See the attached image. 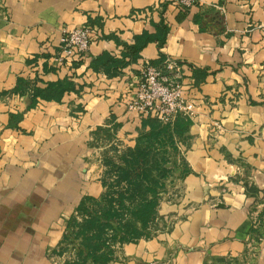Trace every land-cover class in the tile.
Masks as SVG:
<instances>
[{
  "label": "crops",
  "instance_id": "1",
  "mask_svg": "<svg viewBox=\"0 0 264 264\" xmlns=\"http://www.w3.org/2000/svg\"><path fill=\"white\" fill-rule=\"evenodd\" d=\"M162 24L164 43L148 41L117 73L92 66ZM82 25L96 40L76 64L60 63L64 29ZM161 53L183 63L193 104L178 142L189 171L164 210L169 228L121 243L109 264H264V0H0V264L75 255L59 251L67 219L104 190L105 148L135 143L144 117L125 101ZM65 76L74 89L58 101L30 104L31 92L14 89L17 77Z\"/></svg>",
  "mask_w": 264,
  "mask_h": 264
},
{
  "label": "trees",
  "instance_id": "2",
  "mask_svg": "<svg viewBox=\"0 0 264 264\" xmlns=\"http://www.w3.org/2000/svg\"><path fill=\"white\" fill-rule=\"evenodd\" d=\"M166 32V24H162L153 34L143 30L134 36L133 43L125 45L120 57L102 52L93 58L91 64L94 69L101 68L106 74H115L122 66L136 59L148 41L156 40L161 46ZM164 57L161 53L160 60L151 64L161 65ZM79 61L80 59L73 60L75 64ZM159 62L161 63L158 64ZM193 69L194 74L197 73V68ZM14 89L31 92L30 104H34L37 97L60 100L65 91L74 89V82L65 76L40 85L35 80L17 77ZM190 122V116L181 112L170 122H162L149 115L142 119V127L135 143L122 150L120 162L116 163L111 159L107 161L116 172L117 181L127 182L126 187L113 190L112 185H107L106 180H103L106 188L99 198L85 195L76 206V212L84 216V221L78 226L75 221L76 212L68 217L59 251L69 249V246L74 247L75 257L67 260L66 264H107L112 252L108 240L132 241L151 234L149 224L157 217L158 187H164V182L158 180L153 169L164 175L167 155L172 152L179 154L178 142L184 138ZM156 153H160V157ZM151 157L153 164L155 163L154 168L146 166ZM180 158L181 177L189 169L182 156Z\"/></svg>",
  "mask_w": 264,
  "mask_h": 264
},
{
  "label": "built area",
  "instance_id": "3",
  "mask_svg": "<svg viewBox=\"0 0 264 264\" xmlns=\"http://www.w3.org/2000/svg\"><path fill=\"white\" fill-rule=\"evenodd\" d=\"M196 0H176L186 8ZM98 34L90 25L64 29L60 38L57 60H78L94 42ZM182 62L165 56L161 65L146 64L138 77L131 96L125 101L127 110L140 117L155 116L162 122H170L177 113L190 114L193 104L184 94L181 78Z\"/></svg>",
  "mask_w": 264,
  "mask_h": 264
},
{
  "label": "rangeland",
  "instance_id": "4",
  "mask_svg": "<svg viewBox=\"0 0 264 264\" xmlns=\"http://www.w3.org/2000/svg\"><path fill=\"white\" fill-rule=\"evenodd\" d=\"M140 130L141 128L138 130L137 135L139 134ZM126 146L127 145L125 146L123 145V147H120L118 143L111 142L108 145V147L105 148L106 151L101 154L100 163L102 166V170L100 172V180L102 182V185L104 186V190L106 186L103 184L104 183L103 180H106L107 185L108 183H110L112 185L111 189L113 190H116L117 188L124 189L126 187L127 182L124 180H121L120 182H118L116 178V172L113 171L111 169V165L107 163V161L110 159L116 163L120 162V154ZM178 150H179V154L176 152H172L167 155V159L165 160V163H164V168H165L164 175H162L161 171L158 173L155 169H153V172L157 174L156 177L158 178V180L164 182V187L162 188L158 187L159 192L157 195V217L149 224V228L151 229L150 235L154 234L156 231H159V230H167L169 226L172 224V221L174 220L172 215H170L169 213H166V211L164 210L167 209L166 207L175 203L180 198V191L178 190L179 187L175 185V180L180 177L179 176V167H180L179 163L181 160L180 156H182L181 147L178 148ZM156 154H158V157H160L161 155L160 153H156ZM147 161L148 162H146L147 164L146 166H150L151 168H154L155 163L153 164V161H154L153 158L151 157ZM138 187H139V184H138ZM101 193L97 196L95 195H90V196L99 198ZM75 215H76L75 221L79 226L84 221V216L78 212H76ZM262 230H264V228H262ZM136 240H132V241H136ZM123 242H127V241H123ZM123 242L108 240V243H109V246L112 252H111V258L107 262V264H109L113 260V258L116 256L115 253L118 250V247ZM69 250H72V249L69 248ZM74 257H75L74 254L69 253V258L72 259Z\"/></svg>",
  "mask_w": 264,
  "mask_h": 264
}]
</instances>
